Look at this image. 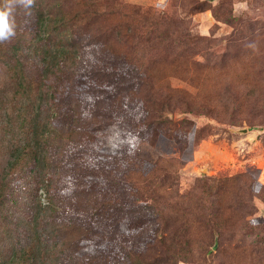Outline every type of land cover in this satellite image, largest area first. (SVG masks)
I'll use <instances>...</instances> for the list:
<instances>
[{"label": "rangeland", "instance_id": "rangeland-1", "mask_svg": "<svg viewBox=\"0 0 264 264\" xmlns=\"http://www.w3.org/2000/svg\"><path fill=\"white\" fill-rule=\"evenodd\" d=\"M11 2L0 179L30 140L20 112L43 105L52 136L0 180V258L33 243L30 264H264V0Z\"/></svg>", "mask_w": 264, "mask_h": 264}, {"label": "trees", "instance_id": "trees-1", "mask_svg": "<svg viewBox=\"0 0 264 264\" xmlns=\"http://www.w3.org/2000/svg\"><path fill=\"white\" fill-rule=\"evenodd\" d=\"M44 21H47V28H44V30L47 29V31L49 32H50L51 26L48 25V22L49 21H53L55 23L58 22V20L56 19L51 20L47 18L46 20L42 18V15L41 17L37 18L38 23L42 24L44 23ZM33 31L34 32H33V37L31 38L30 49L33 50L34 53L44 50L47 55V59L49 60V63H51L52 66L56 65L58 67L62 62H64V60L66 59V54L64 52L65 50L53 48L51 46L50 44L51 37L49 33L48 32L44 33V36L47 37V40L50 42L49 44H47V49L45 50L42 48V44L38 45L39 40L43 37L41 29H34ZM26 51L27 50L18 52V51H15L14 46L11 47V53L16 55L14 59H16L17 56L19 57L16 59L17 61L20 59L21 55L25 54ZM1 55H2V51H1V46H0V56ZM8 65L12 66L11 63ZM7 67L9 68V66ZM15 68L16 66H12V70ZM19 84L22 86L21 82H19L18 85ZM49 88L50 86L47 85V101H48L49 95H51L50 94L51 92H49ZM15 90L17 91L18 88H16ZM45 95H46L45 92H43V95L42 97H40V99L45 101L46 100L45 99L46 97H44ZM0 118H1V122H6L1 115H0ZM19 119H20L21 126L22 124L28 125L29 130L32 132L30 133V138H29L30 140H27L25 136V138L22 139V141L20 140L21 142H14L13 147L10 149L9 154L6 157V161L2 165V169L6 175L8 174V171H10V169L14 168V166L20 163L24 158H26L27 160L30 158H33V159H36L37 162L45 161L46 155L43 153V150H42L43 148L42 141H47V148H48L49 138H51L52 136L51 135L52 130H51V124H50L51 121L49 117H47V124L43 123V120H44L43 105L39 107L36 113H30L28 111L20 112ZM9 123L11 124L12 122H9ZM57 136H58V141L61 142L63 139L62 138L63 134H61V136L58 134ZM6 175L2 176L0 180H5ZM1 189L2 188H0V190ZM4 201H5V198L3 197V195H0V202H4ZM11 248H12L11 252H7L4 258H0V264H30L32 262L38 261L40 257L45 259V253L41 251L40 248L36 244H33V243H26V244L21 243L17 245L16 247L14 246L13 248L12 246ZM45 252L47 254V259L51 258V255L53 252V246H50V244H47V248Z\"/></svg>", "mask_w": 264, "mask_h": 264}, {"label": "clouds", "instance_id": "clouds-1", "mask_svg": "<svg viewBox=\"0 0 264 264\" xmlns=\"http://www.w3.org/2000/svg\"><path fill=\"white\" fill-rule=\"evenodd\" d=\"M26 7L29 10L35 9L32 0H25ZM13 5L11 0L0 7V41L11 39L15 36V22L12 18Z\"/></svg>", "mask_w": 264, "mask_h": 264}]
</instances>
